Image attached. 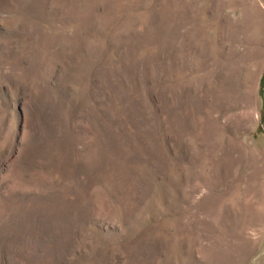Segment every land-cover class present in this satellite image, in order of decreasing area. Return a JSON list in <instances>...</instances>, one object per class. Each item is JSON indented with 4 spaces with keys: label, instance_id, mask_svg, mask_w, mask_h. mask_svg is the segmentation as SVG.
Here are the masks:
<instances>
[{
    "label": "rangeland",
    "instance_id": "1",
    "mask_svg": "<svg viewBox=\"0 0 264 264\" xmlns=\"http://www.w3.org/2000/svg\"><path fill=\"white\" fill-rule=\"evenodd\" d=\"M0 264H264V0H0Z\"/></svg>",
    "mask_w": 264,
    "mask_h": 264
}]
</instances>
